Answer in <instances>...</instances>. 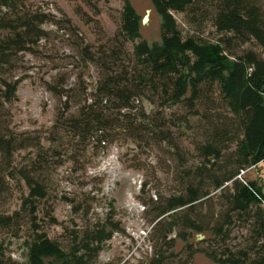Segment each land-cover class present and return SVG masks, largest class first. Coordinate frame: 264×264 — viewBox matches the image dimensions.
I'll return each instance as SVG.
<instances>
[{
    "label": "trees",
    "instance_id": "16d2710c",
    "mask_svg": "<svg viewBox=\"0 0 264 264\" xmlns=\"http://www.w3.org/2000/svg\"><path fill=\"white\" fill-rule=\"evenodd\" d=\"M17 1L0 0V27L8 31L0 39L1 61L44 35V14H21ZM151 1L162 17L161 42L150 45L142 39L141 17L130 0H123L117 29L105 44L97 50L90 44L82 48L83 58L102 73L94 98H85L77 116L65 118V124L78 137L94 130L99 134L109 122L105 108H134L149 93L153 102L166 107L184 104L200 119L203 139L197 149L202 161L187 171L184 192L157 202L151 228L157 235L154 251L140 264H193L197 251L217 264H264V191L241 174L264 162V0ZM176 14L192 26L186 34ZM208 25L214 30L207 31ZM17 85L5 82L6 101H12ZM50 89L65 104L71 100L69 90ZM142 123L130 128L140 135ZM8 129L0 121V152L11 159L31 141ZM160 129L151 131L167 139L169 134ZM5 171L0 168V193L7 190ZM21 173L29 195L20 210H0V234L17 236L26 220L36 227L30 216L36 215V200L46 197L47 190L39 179ZM192 231L213 237L202 248L188 243L175 253L176 237L188 240ZM33 233L29 264H92L112 234L105 227L87 230L65 248L45 231L33 228Z\"/></svg>",
    "mask_w": 264,
    "mask_h": 264
},
{
    "label": "rangeland",
    "instance_id": "374dc122",
    "mask_svg": "<svg viewBox=\"0 0 264 264\" xmlns=\"http://www.w3.org/2000/svg\"><path fill=\"white\" fill-rule=\"evenodd\" d=\"M141 17L140 34L150 45L161 42L162 17L151 0H130ZM21 14H44L43 37L14 51L8 61L0 57V121L8 133L29 138L31 146L16 151L11 159L0 152V168L7 190L0 193V210H20L29 188L21 171L45 184L47 195L36 200V215L26 220L17 236L0 234V264H29L33 228L45 231L68 248L87 230L105 227L110 239L92 264H140L151 257L157 235H152L158 201L184 192L188 170L202 161L197 146L203 139L198 115L184 104L166 107L149 93L131 109L108 106L107 128L82 137L65 124L77 116L85 98H94L101 68L87 62L82 48L94 50L117 29L123 0H18ZM6 9H4V12ZM10 13V11H8ZM184 34L192 29L176 14ZM214 30L208 25L207 31ZM8 31L0 27V39ZM18 82L15 96L6 101L5 82ZM55 90L67 89L71 100ZM91 101V100H90ZM146 114V115H144ZM146 118H145V117ZM143 122L140 135L132 123ZM145 122V123H144ZM167 139L154 135L158 127ZM103 137L104 141L98 140ZM10 172H13V176ZM264 191V162L242 171ZM23 214H28L25 210ZM175 236V234H174ZM210 232H190L188 240L176 237L173 251L188 243L202 248ZM193 264H217L203 251Z\"/></svg>",
    "mask_w": 264,
    "mask_h": 264
}]
</instances>
